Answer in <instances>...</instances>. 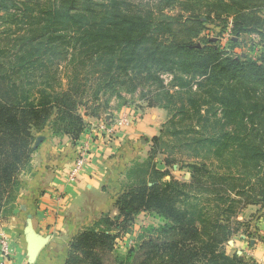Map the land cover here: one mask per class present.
I'll return each mask as SVG.
<instances>
[{"label":"rangeland","instance_id":"rangeland-1","mask_svg":"<svg viewBox=\"0 0 264 264\" xmlns=\"http://www.w3.org/2000/svg\"><path fill=\"white\" fill-rule=\"evenodd\" d=\"M12 1L3 0L2 3L7 8L0 7V75H9L22 89H39L42 87L40 82L47 81L54 88L61 86V89L57 90L68 94L69 89L75 90L76 94L71 93L70 97L77 101L76 114L82 116L85 123L81 134L90 125L85 122L88 118L94 119L95 123L106 115L127 116L126 108L137 111L156 108L163 111L165 120L156 136L160 137V143L152 144L150 140V150L143 161H149L156 168H161L166 160L169 163L166 166L169 175L187 185L183 190L184 196L174 194L167 204L173 205L180 213L189 210L202 214L206 223H199L198 227L202 226L201 230L205 227L204 238H225L218 245L222 253L234 255L244 264H264V178L256 180V177L261 175L259 168L254 169L255 164H250L248 168L240 162L232 163L229 158L224 160L225 163L219 162L217 157L209 154L211 152L208 149L200 150L199 146L195 149V145L187 148L186 145L192 140L191 137L202 141L207 136L230 131L251 142L259 143L264 151V108L254 109L251 106L254 103L260 107L264 105V0H179L174 6L166 7L160 12L157 11L156 0H89L93 3L90 8L91 15L85 12V2L88 0H78L74 8H69V0H29L25 3ZM126 9L137 10L142 18L148 16L146 13L151 14L150 21L155 24L160 21L158 34L154 35L158 36L164 45L187 44L188 47L201 49L200 53L192 55L175 52L171 56L174 71L160 74L161 85L172 95L175 103V108L172 106L171 109H179L181 106L188 109L183 116L175 110L173 115L163 108L161 104L166 102L165 99L155 100L153 91H156V81L146 77L145 71L124 85L120 84L121 81L127 82L128 78L132 77L126 73L130 68L120 72L118 83L112 86L114 88H109L106 94L100 92L95 101L92 98L95 89V83L92 82L96 78V75L92 76L94 69L85 68V71L79 73V77H82L80 84L69 82L73 70L67 67L70 66L66 63L69 59L68 56L65 59L64 52L67 51L71 38L78 35L77 27L86 22L92 30H96L108 23L112 13L117 14ZM49 13H54V17ZM52 38L56 39V44L51 43ZM49 44L57 47L63 44V52L59 51L58 54L62 53L63 56L54 58L61 60L55 64L43 61L45 66L48 65V75L44 72L33 73L27 65L25 68L19 67L29 57L44 59L43 49ZM55 51L56 49L51 51L53 56L56 55ZM217 53L221 54L222 58L245 62L244 70L233 72V76L226 73L215 75V72L207 80L201 75L204 70L198 67L197 63H201L203 58L212 63L218 59ZM58 64L61 66L56 68ZM173 74L177 81L173 80ZM28 75H42L45 78L32 81L27 80ZM185 83L188 85L185 86ZM172 84L175 86L171 87ZM229 84L236 86L237 98L241 99L244 106L245 113L236 120L223 116L218 110L219 101L233 99L225 93V89L233 87ZM10 93H13V90L8 80H5L0 85V96ZM34 97L31 96L30 99ZM9 105L0 98L1 163L11 161V157L21 148L22 144H19L17 138L23 137L24 142L27 140L25 135H19L21 132L18 133L14 128L10 121L12 116L17 115L21 121L20 126L26 121L36 125L30 129V146L34 149L39 134L45 129L43 127L37 131V126L41 124L39 119L49 115L50 118L57 117L58 113H61L55 108L26 113L12 109ZM190 105L199 106V114L194 113ZM37 115L40 117L37 118ZM171 115L172 124L169 123ZM58 124L62 125L60 122H57ZM187 128L192 130L187 133ZM185 132L187 137L179 134ZM177 134L179 135L176 136ZM225 167L228 171L233 170V174L227 177ZM139 173L142 174L143 171ZM139 173L136 172L135 176L140 175ZM214 173H217L218 177ZM245 174L247 180L240 183V180L236 181ZM165 179L167 180L168 176ZM126 184L128 187L129 183ZM239 186L243 189H239ZM185 194L189 196L188 199L184 198ZM103 219L101 217V222L97 225L98 231L109 232L115 236L117 230L113 226L109 228L108 222ZM168 221L155 212H141L134 216L132 227L127 232L116 235L112 241V252L103 256V261L106 264L125 263L124 256L130 248L136 246L137 238L149 241L152 237H158V244L170 241L184 242L189 238L190 234L181 233L176 229L164 233L160 226ZM215 222L224 227L216 229L219 234L212 232ZM147 247L148 251L152 248L151 245ZM187 249L182 247V250H177L174 258L176 264H206L202 255L193 254L195 248L191 251ZM149 255L146 254L145 257ZM165 255L156 261L146 259L144 264H164Z\"/></svg>","mask_w":264,"mask_h":264},{"label":"trees","instance_id":"trees-1","mask_svg":"<svg viewBox=\"0 0 264 264\" xmlns=\"http://www.w3.org/2000/svg\"><path fill=\"white\" fill-rule=\"evenodd\" d=\"M19 1L23 3L29 2V0H17V2ZM69 1V8H74L78 0ZM178 1L179 0H156L158 6L157 11L160 12L166 7L174 6ZM2 2L3 0H0V7L7 8ZM12 2H15V0ZM92 5L93 3L89 0L85 2V12L90 15L92 13L90 9ZM146 14L148 16L145 15L143 16L144 18H142L141 15L137 13V10L126 9L117 14L112 13L108 19V23L98 27L96 30H92L88 24H85L86 22H84V25L81 24L82 26H78V35L71 38L72 40L67 47V51L64 52V56H66L65 59L67 56L69 59L66 63H69L70 66L67 67L73 70V76L69 77L68 80L71 84H80V79H82V77H79V73L85 71V68L94 69L92 76L96 75V78L92 82L95 83L92 98L95 101L100 92L106 94L109 88V90L114 88L112 86L118 83L120 72H125L130 68L129 72L126 73H129L132 77H129L127 82L121 81L120 84L124 85L128 82H132L134 78H138V76L142 74L141 72L145 71L146 77H150L156 81L157 85L154 89L156 91H153L155 100L161 101L165 99L166 102L161 104L163 108L167 109L169 113H173V115L176 111L177 114L183 116L188 112V109H185V106H181L179 109H171L172 106L175 108V103L172 100V95L161 85L160 74L174 71L172 67L174 63L171 56L175 52H183L186 55H192L194 53H200L201 49L195 46L188 47L187 44L164 45L163 42L158 39L159 37L154 35V33L158 34L157 30L161 24L160 21L155 24L150 21L152 18L151 14ZM49 15L54 17V13H49ZM163 17L162 15V18ZM118 36H120V38H118ZM52 39L51 43L54 44L56 39ZM61 47H63V44H60L58 47L57 45L53 46L49 44L47 48L44 47L43 49L42 57H44V59L38 60L37 58L33 59L29 57L24 63L20 64L19 67L25 68L24 66L27 65L33 73H46L48 75L46 68L48 65L45 66L43 64L45 62L43 61L50 64L61 62L59 59H54L63 56L62 53L58 55L59 51H62ZM52 49H56V55L54 56L51 53ZM69 55L75 57V59H71ZM167 55L169 56L167 57ZM216 56L218 59H215L212 63H209V60H206V58H203L201 63H197V66L204 70L201 75L205 76L207 80H209L211 74L215 72V75L219 73L232 75L235 71L244 70L245 62L232 60L228 57L222 58L219 53H217ZM21 58L18 59L21 60ZM66 63L64 64L66 65ZM58 66L61 65H56V68H58ZM43 78L45 77L42 75L27 76V80L31 79L32 81H36L37 79L40 81ZM139 79L141 78L139 77ZM5 80H8L13 93L1 95L0 98L7 104H10V108H15L26 113H38L39 111L37 110H44L46 108H55L58 109V112H61L58 113L57 117L54 116L50 118L51 115H49L39 119L41 124L37 126V131L42 130L43 127H48L53 135L65 134L70 136L72 140L79 138L85 123L83 122V117L76 114L77 101L70 97L71 93L76 94L75 90L72 88L69 89L68 94L63 90H57L61 89V86L54 88L47 81L40 82L42 87L39 89H22L19 86L20 84L16 85L9 75H0V85H2ZM173 80L177 81L174 74ZM186 85H188V83H185V86ZM174 86V84L171 85V87ZM231 86L233 87L225 89V93L233 99L229 101H219L220 109L218 110H220L223 116H230L236 120L245 112L243 111L244 106L242 105L241 99L237 98L236 86ZM31 96L35 97L30 99ZM251 106L254 109L264 108V105L260 107L256 103ZM190 107L194 109V113L199 114V106L190 105ZM18 115H20L19 111ZM39 117L40 115H37V118ZM10 121L16 131H18V133L21 132L19 135H25L27 140L24 142L23 137L17 138L19 144L22 145L19 151L16 152L17 154L11 157V161L1 163L0 158V164H3L0 166V215H6L12 209L17 196L16 194L20 187L19 177L23 171L29 168L31 155L34 151L30 146V139L32 137L30 129L36 127V125L26 121V123H21L20 126L21 121L17 118V115L12 116ZM57 122L62 123V125H57ZM172 122L171 115L169 123L172 124ZM187 130V133H189L192 129L190 130L187 128ZM162 133L163 132H161V134ZM179 134H183L184 137H187L186 132ZM191 139L190 143H186L187 148L191 145H195V149H198L196 146H199L200 150L208 149L209 152H211L209 154H213L217 157L219 162H224V160L229 158V160H231L230 162H240L243 165L245 164L248 168L250 164H255L254 169L259 168V174H261L256 177V180L260 181L264 178V151L259 143L251 142L245 139V137L230 131H222L214 136H207L205 139H202V141H196L193 137H191ZM151 141L152 144L158 145V143H160V137L154 136ZM195 141L198 143L197 145ZM200 141L202 143H200ZM164 161V170H159L149 161L135 163L126 175L129 186L122 191L116 200L117 215L114 216L113 219H110L109 216H103L102 218H104V222H108L109 228L113 226L114 229L117 230V235L120 232H127L129 228L132 227L134 216H137L141 212H155L164 219L169 220L168 223L160 226L164 233L176 229L181 233L190 234L189 238H186L184 242L170 241L165 244H158V237H152L149 241H143L137 238L136 246L130 248L124 256L125 263L123 264H144L146 259L156 261L160 256L163 258L165 254L164 264H176L174 261L176 252L177 250H182V247H187L188 251L195 248V253L193 252V254L197 256L202 255L206 264H244L241 263L236 256H229L219 251L218 245H220L221 241L225 238L218 239L216 236L215 238L213 236L204 238V236H206L205 227H203L202 230V226L199 225L200 227H198L199 223H206L202 214L189 210L180 213L173 205L167 204L169 198L174 194L184 196L183 190H185V186L187 185H185V182H181L169 175L168 168L166 167L169 163L166 160ZM242 168L241 166V169ZM141 170L143 171L142 174L139 173ZM136 172L140 175L135 176ZM225 173L228 177V175L233 174V170L228 171L225 167ZM214 175L218 177L217 173H214ZM166 176H168L167 180L165 179ZM251 176H253L252 173ZM233 180L234 178L232 177V181ZM238 180H240L239 183L242 180H247V175H241L236 181ZM238 188H241V190L243 189V187L240 186ZM239 192L243 193L244 191ZM184 198L188 199L189 196L185 194ZM109 220L113 221L110 222ZM100 222L101 219L99 223ZM99 223L94 227L86 228L72 238L65 264H106L103 261V256L112 252V241L116 235L114 236L105 231H98L97 225H99ZM216 229H224V227L215 222L212 232L219 234ZM147 245H151L152 248L150 251H148ZM146 254H150L149 257H145Z\"/></svg>","mask_w":264,"mask_h":264},{"label":"crops","instance_id":"crops-1","mask_svg":"<svg viewBox=\"0 0 264 264\" xmlns=\"http://www.w3.org/2000/svg\"><path fill=\"white\" fill-rule=\"evenodd\" d=\"M125 112L129 122L114 137L90 141L89 156L75 182L68 173L79 144L89 138L86 131L76 140L53 135L48 127L39 134L29 168L19 177L13 207L0 215V231L15 261L65 264L74 236L103 216L117 215L116 200L128 183L127 172L146 158L150 140L165 120L156 108ZM85 122L92 124L94 119Z\"/></svg>","mask_w":264,"mask_h":264},{"label":"built area","instance_id":"built-area-1","mask_svg":"<svg viewBox=\"0 0 264 264\" xmlns=\"http://www.w3.org/2000/svg\"><path fill=\"white\" fill-rule=\"evenodd\" d=\"M128 122L129 118L127 116L116 117L106 115L104 118L90 124L88 128L85 129L89 138L79 144L75 160L68 173V179L72 182L76 181L81 166L86 162L89 156L91 140L93 141L94 138L110 140ZM0 264H28L25 261L19 262L13 259L9 242L2 231H0Z\"/></svg>","mask_w":264,"mask_h":264}]
</instances>
